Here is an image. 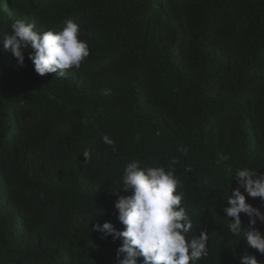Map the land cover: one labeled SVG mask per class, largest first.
<instances>
[{
	"label": "trees",
	"instance_id": "16d2710c",
	"mask_svg": "<svg viewBox=\"0 0 264 264\" xmlns=\"http://www.w3.org/2000/svg\"><path fill=\"white\" fill-rule=\"evenodd\" d=\"M16 19H72L90 55L40 76L0 44V264H117L120 241L93 225L123 228L113 191L127 162L172 158L190 236L208 234L197 264H264L227 228L233 177L216 164L264 170V0H0V42Z\"/></svg>",
	"mask_w": 264,
	"mask_h": 264
},
{
	"label": "clouds",
	"instance_id": "9594fccd",
	"mask_svg": "<svg viewBox=\"0 0 264 264\" xmlns=\"http://www.w3.org/2000/svg\"><path fill=\"white\" fill-rule=\"evenodd\" d=\"M79 32L80 25L72 19L66 20L59 30L47 31H39L34 23L16 19L0 44L19 66H24L28 52V59L37 74L51 73L64 78L66 70L79 69L90 55L88 43L79 38ZM102 141L116 151L115 141L108 135H103ZM179 151L187 155L186 148L181 147ZM90 156V152H83L85 160ZM217 156L216 164L223 167L225 175L233 177L231 181L235 179L239 184L230 196L228 191L223 193L222 199L226 200L227 206L222 211L227 218H234L227 219V228L234 237L246 238L249 247L264 254V234L255 228L257 220L264 223V213L246 203V197L240 191L243 188L248 196L264 200V175L256 176V171L248 167L238 168L233 173L232 166L227 163L230 157L223 153ZM177 163L178 159L172 158L167 169L164 166L142 167L139 160L125 164L121 183L113 191L117 196L114 208L123 228L117 229L107 221L92 227L104 237L111 236L113 241H120L116 249L117 264H138V261L139 264H197L208 256L207 232L190 236L194 224L182 206L184 193L177 190L180 182L172 167ZM186 170L191 171V168ZM119 189L131 194L120 195ZM241 213L249 217L251 227L242 224ZM241 264H259V261L255 255H246L241 258Z\"/></svg>",
	"mask_w": 264,
	"mask_h": 264
},
{
	"label": "water",
	"instance_id": "95a60500",
	"mask_svg": "<svg viewBox=\"0 0 264 264\" xmlns=\"http://www.w3.org/2000/svg\"><path fill=\"white\" fill-rule=\"evenodd\" d=\"M260 175H264L263 169H259L256 171V176H260ZM256 176H254L253 178H256ZM237 187H239V184H238L237 180L234 179L231 182L230 189L228 190V195L230 196L232 194V190L237 188ZM240 191L245 195L246 203H249L253 207L260 209L261 212L264 213V200H261V198H259V197L252 198V197L248 196V194L244 191L243 188H240ZM230 220H234V218H230ZM241 221H242V223H244L246 225V227H251L248 223L249 217L246 214L241 213ZM255 228L257 230H259L262 234H264V223L257 220V222L255 224Z\"/></svg>",
	"mask_w": 264,
	"mask_h": 264
}]
</instances>
